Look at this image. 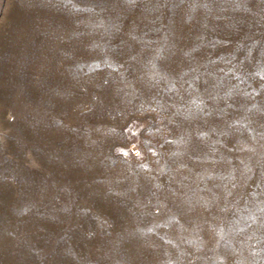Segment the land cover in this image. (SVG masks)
Wrapping results in <instances>:
<instances>
[{
	"label": "rangeland",
	"instance_id": "rangeland-1",
	"mask_svg": "<svg viewBox=\"0 0 264 264\" xmlns=\"http://www.w3.org/2000/svg\"><path fill=\"white\" fill-rule=\"evenodd\" d=\"M0 264H264V0H0Z\"/></svg>",
	"mask_w": 264,
	"mask_h": 264
},
{
	"label": "snow or ice",
	"instance_id": "snow-or-ice-1",
	"mask_svg": "<svg viewBox=\"0 0 264 264\" xmlns=\"http://www.w3.org/2000/svg\"><path fill=\"white\" fill-rule=\"evenodd\" d=\"M125 155H127V153H125ZM137 155H140V154L137 152Z\"/></svg>",
	"mask_w": 264,
	"mask_h": 264
}]
</instances>
